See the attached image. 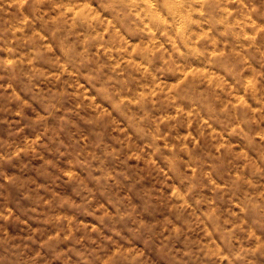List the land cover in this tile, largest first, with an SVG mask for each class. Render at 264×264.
<instances>
[{"label":"clouds","instance_id":"1","mask_svg":"<svg viewBox=\"0 0 264 264\" xmlns=\"http://www.w3.org/2000/svg\"><path fill=\"white\" fill-rule=\"evenodd\" d=\"M0 264H264V0H0Z\"/></svg>","mask_w":264,"mask_h":264}]
</instances>
